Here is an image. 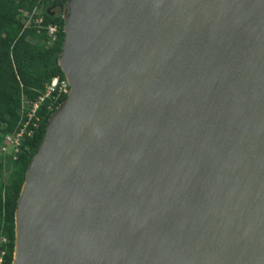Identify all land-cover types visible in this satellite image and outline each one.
<instances>
[{
    "label": "water",
    "instance_id": "95a60500",
    "mask_svg": "<svg viewBox=\"0 0 264 264\" xmlns=\"http://www.w3.org/2000/svg\"><path fill=\"white\" fill-rule=\"evenodd\" d=\"M86 4L64 1L84 90L26 166L19 264H264V0H93L78 30Z\"/></svg>",
    "mask_w": 264,
    "mask_h": 264
},
{
    "label": "trees",
    "instance_id": "16d2710c",
    "mask_svg": "<svg viewBox=\"0 0 264 264\" xmlns=\"http://www.w3.org/2000/svg\"><path fill=\"white\" fill-rule=\"evenodd\" d=\"M64 1L0 0V147L5 134L22 129L15 153L0 148V236L6 237L0 242V264L11 263L14 209L26 166L48 117L67 95L66 78L57 64L64 39ZM53 78L57 83L47 93Z\"/></svg>",
    "mask_w": 264,
    "mask_h": 264
},
{
    "label": "bare ground",
    "instance_id": "6f19581e",
    "mask_svg": "<svg viewBox=\"0 0 264 264\" xmlns=\"http://www.w3.org/2000/svg\"><path fill=\"white\" fill-rule=\"evenodd\" d=\"M92 1L93 0H87L85 10L83 11V13L80 15V17L75 22V25L77 26L78 30L81 28V24L83 22V19L86 18V21L88 20ZM68 50H69L68 46H65L64 52L61 55V57L59 58L58 63L61 66V68L63 69L65 78L68 80L67 81L65 79V82L68 85V89L70 88V90L68 91V89H67V91H66L67 100L63 101V103L57 107L56 112L49 119L50 122L52 121V119H53L54 115L57 113V111L62 109V107H64V105L68 101H70L75 95L82 93L84 90V85H83V82L81 81V79L79 78L78 71L74 67H71V65L68 64L69 61L65 58V56L68 53ZM55 79L56 78H53L52 81H55ZM46 131H47V135H46L45 141L43 142V144L39 148L38 152L35 154L34 159L36 157H39L43 153L53 151V149L55 147V140L51 137L50 124L48 125ZM29 175H30V168H29L28 173H27L26 182L22 187L21 195L27 189H29L32 185L31 181H29V179H30ZM14 218H15V247H14L12 264H19V262L21 261L23 250H24L22 243H21V235H20V227L22 224L21 198L20 197L18 199L17 208H16V211L14 214Z\"/></svg>",
    "mask_w": 264,
    "mask_h": 264
},
{
    "label": "built area",
    "instance_id": "2783aa9c",
    "mask_svg": "<svg viewBox=\"0 0 264 264\" xmlns=\"http://www.w3.org/2000/svg\"><path fill=\"white\" fill-rule=\"evenodd\" d=\"M50 30H52V28H50ZM52 81V80H51ZM53 82H56V79L55 81ZM64 85V84H63ZM52 90V88H51ZM36 105L34 104V107ZM21 133H22V129H20L18 132H15V133H8V134H5L4 135V138H3V142H2V145H1V150L4 151V147L8 144L11 145L12 147V150L7 152V153H15L17 150H18V145H19V140H20V137H21ZM1 242V241H0ZM4 253V251L2 249H0V263H1V255Z\"/></svg>",
    "mask_w": 264,
    "mask_h": 264
},
{
    "label": "rangeland",
    "instance_id": "374dc122",
    "mask_svg": "<svg viewBox=\"0 0 264 264\" xmlns=\"http://www.w3.org/2000/svg\"><path fill=\"white\" fill-rule=\"evenodd\" d=\"M63 8H64V6L62 7V12H63ZM35 14H39L40 13V10H35V12H34ZM30 17V14H27V18H29ZM28 22V19H26L25 21H24V23H27ZM68 81V80H67ZM57 82H53V81H50V83L47 85V87H46V92L48 93V92H50L51 91V88H53L54 86H55V84H56ZM61 84L60 85H63L64 83L63 82H60ZM69 83V82H68ZM12 150V147H11V145L10 144H8V145H6L5 147H4V151L5 152H9V151H11ZM0 241H1V243H4V242H6V237L5 236H3V235H1L0 236Z\"/></svg>",
    "mask_w": 264,
    "mask_h": 264
}]
</instances>
